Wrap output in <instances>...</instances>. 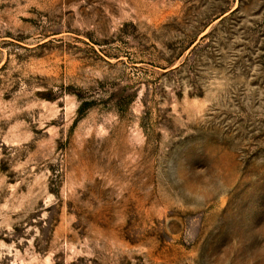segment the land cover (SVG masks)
<instances>
[{
    "label": "rangeland",
    "instance_id": "rangeland-1",
    "mask_svg": "<svg viewBox=\"0 0 264 264\" xmlns=\"http://www.w3.org/2000/svg\"><path fill=\"white\" fill-rule=\"evenodd\" d=\"M0 264H264V0H0Z\"/></svg>",
    "mask_w": 264,
    "mask_h": 264
}]
</instances>
